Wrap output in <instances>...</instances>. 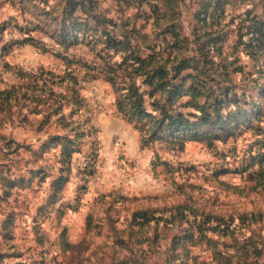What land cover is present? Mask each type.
I'll use <instances>...</instances> for the list:
<instances>
[{"label": "rangeland", "instance_id": "1", "mask_svg": "<svg viewBox=\"0 0 264 264\" xmlns=\"http://www.w3.org/2000/svg\"><path fill=\"white\" fill-rule=\"evenodd\" d=\"M258 16L0 0V264H264Z\"/></svg>", "mask_w": 264, "mask_h": 264}, {"label": "trees", "instance_id": "2", "mask_svg": "<svg viewBox=\"0 0 264 264\" xmlns=\"http://www.w3.org/2000/svg\"><path fill=\"white\" fill-rule=\"evenodd\" d=\"M254 29L252 31V37L251 40H264V16H258V18L254 19ZM111 31H115L111 30ZM13 92L12 88L11 89H0V102H2L5 97L7 98L8 96H10V94ZM169 118L175 120L171 115L169 116ZM263 176H264V172H263ZM62 176L59 177L58 180H61Z\"/></svg>", "mask_w": 264, "mask_h": 264}]
</instances>
